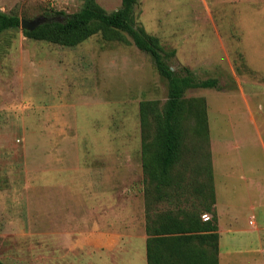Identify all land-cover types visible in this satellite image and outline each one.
<instances>
[{
	"label": "rangeland",
	"instance_id": "obj_1",
	"mask_svg": "<svg viewBox=\"0 0 264 264\" xmlns=\"http://www.w3.org/2000/svg\"><path fill=\"white\" fill-rule=\"evenodd\" d=\"M96 2L111 13L122 0ZM85 3L0 0V10L64 19L54 10L72 14ZM134 19L175 50V69L220 85L186 91L185 141L157 179L143 168L156 146L145 153L143 141L156 138L158 118L148 115L145 135L140 103L156 100L162 112L169 87L151 54L127 33L108 40L99 32L74 47L21 26L0 33L2 264H135L147 225L217 218L212 143L218 156L260 160L264 177V0H138ZM238 258L228 264H252Z\"/></svg>",
	"mask_w": 264,
	"mask_h": 264
},
{
	"label": "trees",
	"instance_id": "obj_2",
	"mask_svg": "<svg viewBox=\"0 0 264 264\" xmlns=\"http://www.w3.org/2000/svg\"><path fill=\"white\" fill-rule=\"evenodd\" d=\"M137 2L138 0H122L121 7L109 13L96 0H86L84 7L72 14L54 10L56 15H62L64 19L47 22L34 31L24 30V34L34 39L74 47L99 32L108 40L114 39L113 34L127 33L137 48L152 55L158 72L168 80L169 87L168 99L162 112L158 111L156 100H145L140 103L142 129L145 135L149 122L148 115L154 113L158 118L156 138L147 144L145 142L147 136H144L143 141L145 153L153 145L156 146L150 158H144L143 168L145 173L157 179L158 176L170 174L185 141L183 119L186 91L192 88H219L220 85L217 78L198 79L189 67L175 69L170 63L176 53L175 50H166L158 37L149 34L143 26L136 24L134 10ZM20 26L19 16L0 10V33ZM199 116L202 119L204 114ZM201 121L204 122L203 119ZM152 161L157 164L155 171L150 170L149 167ZM209 175L211 177L210 171ZM211 191L213 205L216 202L213 184ZM188 217L189 222L185 224L183 220L170 216L172 228L163 225L161 228L152 229L147 225L148 264H219L220 235L216 216L201 225L195 218L191 219L193 215ZM195 240L201 243L207 242L208 247L197 248L193 243Z\"/></svg>",
	"mask_w": 264,
	"mask_h": 264
},
{
	"label": "crops",
	"instance_id": "obj_3",
	"mask_svg": "<svg viewBox=\"0 0 264 264\" xmlns=\"http://www.w3.org/2000/svg\"><path fill=\"white\" fill-rule=\"evenodd\" d=\"M216 146V143H212L211 152L212 184L216 195L213 209L217 214L220 235L219 264H223V260L228 264L235 256L242 262H264V177L259 165L260 160H246L241 152L236 157L228 153L218 156L220 151ZM143 210L145 212V205ZM207 217L209 216L206 215L207 220L210 219ZM202 223L204 222L199 221L198 224ZM148 238L149 234L145 232L144 239L134 244L138 260L135 264H148ZM131 255L133 256V251Z\"/></svg>",
	"mask_w": 264,
	"mask_h": 264
},
{
	"label": "water",
	"instance_id": "obj_4",
	"mask_svg": "<svg viewBox=\"0 0 264 264\" xmlns=\"http://www.w3.org/2000/svg\"><path fill=\"white\" fill-rule=\"evenodd\" d=\"M53 20L55 19L46 15H39L33 19L21 18V27L23 28V30L34 31L40 25L51 22Z\"/></svg>",
	"mask_w": 264,
	"mask_h": 264
},
{
	"label": "built area",
	"instance_id": "obj_5",
	"mask_svg": "<svg viewBox=\"0 0 264 264\" xmlns=\"http://www.w3.org/2000/svg\"><path fill=\"white\" fill-rule=\"evenodd\" d=\"M207 218H209V217H207Z\"/></svg>",
	"mask_w": 264,
	"mask_h": 264
}]
</instances>
